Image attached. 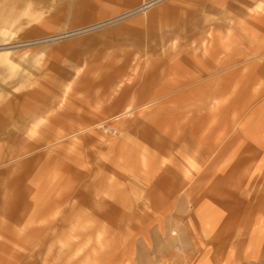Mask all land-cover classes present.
<instances>
[{
    "label": "rangeland",
    "instance_id": "obj_1",
    "mask_svg": "<svg viewBox=\"0 0 264 264\" xmlns=\"http://www.w3.org/2000/svg\"><path fill=\"white\" fill-rule=\"evenodd\" d=\"M27 1L0 21L1 102H17L0 113V264H264V136H234L264 112V0L111 23L150 0H73L37 23Z\"/></svg>",
    "mask_w": 264,
    "mask_h": 264
},
{
    "label": "crops",
    "instance_id": "obj_2",
    "mask_svg": "<svg viewBox=\"0 0 264 264\" xmlns=\"http://www.w3.org/2000/svg\"><path fill=\"white\" fill-rule=\"evenodd\" d=\"M14 0H2L1 2H0V5H1V7H0V21L2 20V21H7V20H11L12 21V19H10L8 16H6V13L9 11V9L6 7V8H4L5 7V5L7 4V3H12ZM80 1H82V0H80ZM151 1V0H150ZM164 1H166V0H163V1H161L160 3H162V2H164ZM176 1V0H175ZM193 2H197L198 0H192ZM71 2L73 3V0H30V1H27L26 3H25V8L24 9H21L20 10V17H21V19H23L25 22H32V23H37V22H40V21H42L43 19H44V17H42L41 18V20L39 21V19H37L38 18V16L36 15V21H33L35 18H33V17H31V15H35V13H49V14H51L52 12H56V11H60L61 9H57V6L58 5H60V4H63V3H65V4H67V5H69V4H71ZM83 2V1H82ZM146 2V1H145ZM145 2H143L142 4H144ZM148 2V1H147ZM174 2V0L173 1H170V2H168V3H165L164 5H162V7L161 8H159V9H157V11H160V12H166V11H168L167 13H169V14H172V16H173V20L175 21V20H177L178 19V14L177 15H175L174 13H175V11L174 10H172L171 8V4ZM96 3H99V4H101V3H105V2H103V0H93V4H96ZM160 3H158V4H160ZM36 4H38V5H42L43 7H45L46 9L45 10H43V9H40V8H33V7H30V6H32V5H36ZM158 4H156V5H158ZM155 6V5H154ZM153 7V6H152ZM168 9V10H167ZM11 10V9H10ZM170 10V11H169ZM71 12L73 13L74 12V9H69V8H67L66 9V15H67V17H71ZM48 17V16H47ZM46 17V18H47ZM167 18H169L168 16H167ZM179 20V19H178ZM9 26V25H8ZM8 26H5V25H2V26H0V31L1 30H4L5 28H7ZM10 26H13L12 24L10 25ZM83 28V27H82ZM85 28V27H84ZM3 31H1V35H0V45H2V44H12V42L10 41L11 39H10V37H6L3 33H2ZM10 36V35H9ZM59 38V37H58ZM203 43H202V53H206V52H208V51H213L212 50V48H210L209 46H208V43H207V41L205 42V41H202ZM4 63V65H5V62H3ZM184 64H187L186 63V61H185V59H182V60H180L177 64H176V68H182L183 66H184ZM12 70H14V68L16 69V71L18 72V70H21L20 69V67L19 66H15L14 64H9L8 65ZM12 66V67H11ZM17 72L15 73L16 74V76H19V75H17ZM12 76V75H11ZM21 78H25V80H27V81H29L30 82V79H28L27 78V76H19V78H17V79H14V80H16L17 81V84H18V86L19 87H22L25 83H23V81H20L21 80ZM0 91H1V87H0ZM3 97H5V96H3L1 93H0V113H1V116H4V115H6L8 112H9V109H11V106H15V104L17 103H14L13 105H7L6 103H4V102H1V99L3 98ZM260 109H264V101H263V104H261V106L259 107ZM251 125H255V127H250ZM247 129L245 132H240V131H242V129ZM234 130L236 131L235 133H234V136L235 137H237V139L239 138L240 139V137L239 136H241L242 138H243V140H246L245 139V137H246V132H248V131H250V132H252L249 136V138H250V140L253 142V143H256L259 139H260V137L261 138H263V136H264V112L259 116V117H255L254 118V121H250L249 120V118H247V120L245 121V122H243L242 124H238V125H236L235 127H234ZM249 134V133H248ZM234 136H231V139H230V141H228L227 142V144H221V145H224V147H223V149H222V151L224 152V151H226V150H229V148L230 147H232V146H234V142L236 141L234 138ZM246 146V144H243V146L242 147H245ZM250 148L251 149H255V151L256 150H258V151H260V152H262V155H264V148L262 149V148H259V147H256L255 145L253 146H250ZM219 155H222V154H219ZM261 155V156H262ZM252 156H256V155H253V154H247V157H252ZM223 163V162H222ZM221 163V164H222ZM220 164V165H221ZM234 165H236V163H232V164H228V165H225L224 166V168H222L223 170H222V172L223 171H228L227 172V174L230 172V171H232V172H235V173H237L238 172V170L237 169H233L232 168V166H234ZM254 169V168H253ZM253 169H251V168H249V171L248 172H252L253 171ZM167 171V170H166ZM215 172L217 171V170H214ZM213 173V170H211V166H207V168L205 169V170H202V171H196L195 172V174H197L198 176H197V180H199L202 176L203 177H205L204 179H202V180H206L207 179V181L208 180H210L211 179V175H213L212 174ZM211 174V175H210ZM216 175H220V174H215V176ZM243 175H245V173L243 172V174L240 176V174L238 173V179L240 180V178H244L243 177ZM231 176V175H230ZM226 177V179H227V177H228V175H223V179ZM193 178V177H192ZM191 178V179H192ZM228 179H229V177H228ZM238 180V181H239ZM252 180V179H251ZM250 180V181H251ZM238 181H235V184H237L238 183ZM220 182V181H219ZM234 184V185H235ZM216 187H219V185H217ZM194 190V187H191V189H190V191H191V193H192V191Z\"/></svg>",
    "mask_w": 264,
    "mask_h": 264
},
{
    "label": "bare ground",
    "instance_id": "obj_3",
    "mask_svg": "<svg viewBox=\"0 0 264 264\" xmlns=\"http://www.w3.org/2000/svg\"><path fill=\"white\" fill-rule=\"evenodd\" d=\"M161 1H163V0H151V1L145 2L143 5H141L140 7L136 8L135 11L132 10L133 12H130V13L127 12L126 14H121L120 16H117L116 18L114 17L113 20H108L107 23H111V22H113V21H116V20H118V19H122V18H124V17H126V16H130V15L135 14V13L137 14V13H139V12H143V11H145V9L151 8L152 6H154V5L158 4V3H160ZM96 27H97V26H96ZM90 29H94V27L91 26V27H89L88 29L86 28V29L83 30V31H88V30H90ZM125 113H129V111H125Z\"/></svg>",
    "mask_w": 264,
    "mask_h": 264
}]
</instances>
